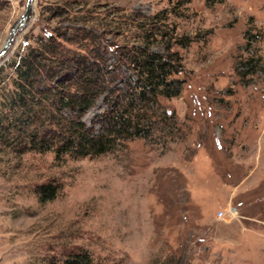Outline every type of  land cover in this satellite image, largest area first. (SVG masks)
Segmentation results:
<instances>
[{"label": "rangeland", "instance_id": "374dc122", "mask_svg": "<svg viewBox=\"0 0 264 264\" xmlns=\"http://www.w3.org/2000/svg\"><path fill=\"white\" fill-rule=\"evenodd\" d=\"M26 1L0 0V45ZM149 22L151 48L175 53L181 80L176 95L145 101L151 129L113 133L104 152L83 155L58 152L57 142L22 149L23 136L0 144V264H56L79 252L91 264H264V0H33L0 56V97L15 88L14 65L43 23L80 26L114 69L82 111L51 110L108 133L137 79L121 52ZM1 115L12 112L0 102ZM48 181L56 193L41 201L37 187Z\"/></svg>", "mask_w": 264, "mask_h": 264}, {"label": "trees", "instance_id": "16d2710c", "mask_svg": "<svg viewBox=\"0 0 264 264\" xmlns=\"http://www.w3.org/2000/svg\"><path fill=\"white\" fill-rule=\"evenodd\" d=\"M68 13V7H54L52 10L55 16ZM146 26H141V38L133 43L129 54L121 52L127 59L124 61L129 62L137 73V79L127 85L124 102L116 104L109 132L95 136L85 129L81 121L62 119L55 111H59L61 106L82 111L102 90L108 72L114 67L105 63L99 53V43H86L93 35L89 30L80 26L72 30L57 27L52 32L43 23L40 28L43 33L38 35L34 45L27 46L26 53L14 65L15 88L0 97L1 105L8 106L12 112L10 119L0 116V144L13 145L17 142L15 138L23 136L29 145L22 149L43 151L57 142L56 151L72 150L83 155L104 152L113 133L128 136L131 127L133 134L140 135L147 128L151 129L152 121H147L148 117L142 111L145 101L160 95H176L180 91L181 80L172 77L178 70L175 53L154 51L151 45L157 41V33L153 23ZM74 42L78 46L72 47ZM77 47L89 48V53ZM5 65L0 67V72ZM141 101H144L143 105ZM52 107L55 111L51 110ZM143 119L146 122H142ZM21 140H18L20 144ZM37 188L39 199L45 201L54 197L57 185L48 181ZM56 264H91V258L86 252H79Z\"/></svg>", "mask_w": 264, "mask_h": 264}, {"label": "water", "instance_id": "95a60500", "mask_svg": "<svg viewBox=\"0 0 264 264\" xmlns=\"http://www.w3.org/2000/svg\"><path fill=\"white\" fill-rule=\"evenodd\" d=\"M32 1L33 0H27L26 1L25 10H24L23 14L16 21H14L11 24L8 35L5 37L2 44L0 45V56L3 53H5V51L8 49V47L11 45L16 30L21 25L25 24L28 17L30 16V13L32 10Z\"/></svg>", "mask_w": 264, "mask_h": 264}, {"label": "built area", "instance_id": "2783aa9c", "mask_svg": "<svg viewBox=\"0 0 264 264\" xmlns=\"http://www.w3.org/2000/svg\"><path fill=\"white\" fill-rule=\"evenodd\" d=\"M226 211L224 209H220L217 211V218H221V219H227L226 215H225Z\"/></svg>", "mask_w": 264, "mask_h": 264}, {"label": "crops", "instance_id": "0c3cea01", "mask_svg": "<svg viewBox=\"0 0 264 264\" xmlns=\"http://www.w3.org/2000/svg\"><path fill=\"white\" fill-rule=\"evenodd\" d=\"M223 240H224L225 242H230V243L233 241V239H232L231 237L228 238L227 236L224 237Z\"/></svg>", "mask_w": 264, "mask_h": 264}]
</instances>
